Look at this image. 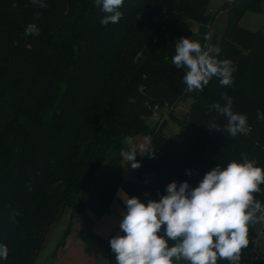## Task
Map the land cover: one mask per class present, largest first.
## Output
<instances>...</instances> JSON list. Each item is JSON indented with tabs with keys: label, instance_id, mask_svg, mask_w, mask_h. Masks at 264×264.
Instances as JSON below:
<instances>
[{
	"label": "trees",
	"instance_id": "16d2710c",
	"mask_svg": "<svg viewBox=\"0 0 264 264\" xmlns=\"http://www.w3.org/2000/svg\"><path fill=\"white\" fill-rule=\"evenodd\" d=\"M43 2L47 7L0 0V90L8 92L0 93V244L8 247L0 264H35L67 208L73 223L77 214L98 219L109 212L120 189L145 204L158 201L171 182L195 188L217 165L243 163L242 154L264 169V119L257 115L264 113V33L240 22L245 13L260 12L262 0L226 5L220 37L211 35L209 0H124L121 19L108 25L101 24L106 14L95 0ZM33 23L39 35L25 36ZM182 37L206 51L217 45L210 54L232 62V84L222 86L213 76L192 95L186 73L172 63ZM221 93L247 116L246 131L235 137L227 118L211 108L225 105ZM190 97L184 116H168L180 129L171 139L161 122L164 109ZM151 117L158 119L153 126ZM213 120L221 130L206 127ZM137 133L149 137L150 150L137 152L140 167L128 181L121 152L129 147L125 137ZM259 187L253 195L264 205V184ZM255 228L249 225L239 264H264V249L250 259ZM91 235L116 264L110 240L117 235Z\"/></svg>",
	"mask_w": 264,
	"mask_h": 264
},
{
	"label": "clouds",
	"instance_id": "9594fccd",
	"mask_svg": "<svg viewBox=\"0 0 264 264\" xmlns=\"http://www.w3.org/2000/svg\"><path fill=\"white\" fill-rule=\"evenodd\" d=\"M95 2L106 14L101 19L102 25L119 22L124 0ZM32 3L47 7L43 0ZM39 31L33 23L25 28L24 34L39 35ZM172 63L186 73L182 79L189 92L203 91L213 76L219 78L222 86L232 84V62L214 58L210 50H204L200 42L188 37L176 42ZM221 96L225 105L215 103L211 108L227 118L226 130L233 137L244 133L247 116L232 110V98L226 93ZM257 115L264 119V113ZM206 127L221 130L214 120ZM124 143L129 147L121 155L131 162L133 169L140 167L137 149L141 154L150 149L132 146L131 136L125 137ZM242 160L243 163L234 160L225 168L217 165L195 188L187 181L179 185L173 181L166 187L167 194L158 201L149 200L145 204L138 197L124 199L126 212L120 223L124 235L110 240L116 264H217L218 258L239 264L241 250L249 245V225L264 223V205L253 195L261 192L264 169L248 160L246 154H242ZM162 226L164 235H158ZM169 240L173 242L171 247ZM7 258L8 247L0 244V259Z\"/></svg>",
	"mask_w": 264,
	"mask_h": 264
},
{
	"label": "rangeland",
	"instance_id": "374dc122",
	"mask_svg": "<svg viewBox=\"0 0 264 264\" xmlns=\"http://www.w3.org/2000/svg\"><path fill=\"white\" fill-rule=\"evenodd\" d=\"M235 0H209L208 4V13L210 16L213 17V23L210 27L211 29V35H213L215 32H217L218 37H220L225 29V26L227 24V10L226 5L231 4ZM261 4V10L260 12H247L244 14V16L241 18L240 22L241 25L245 28H248L250 30L260 31L264 33V0H262ZM191 27L196 30L197 23L190 22ZM211 42V37L208 38V44ZM24 82V80L22 81ZM0 93H8L7 91L0 90ZM192 95H196L198 93V90L190 92ZM193 101V98H187L186 100L179 101L175 108L172 109H164V113H170V115L165 114L164 117L161 118V122L166 123L165 124V133H167L168 137L171 139H177L180 135V129L178 127V124H176V119H171L168 116H172V114L177 116H184L185 112L190 109V105ZM163 113V111H162ZM163 115V114H162ZM167 115V116H166ZM168 118V120H167ZM158 120V119H156ZM154 117H151L148 119V124L150 126H153L155 123H157ZM133 144L132 146L139 147L140 145H143L145 148L148 147L149 144V137L142 133H137L133 137ZM137 152L140 155H143L140 153V150L137 149ZM138 161V160H137ZM134 170L131 167V162H126L125 157L123 156L122 159V176L125 180H131L133 178ZM127 197L131 198V196L123 189H120L117 193L116 199L113 201L111 205V210L107 213H105L102 217L95 219L91 214H77L75 218H77L78 215H82L83 217H86L90 220H88L89 229L93 231L95 235L101 238L109 239L111 237V233H115L116 235H124V233L120 229V223L122 221L123 213L124 211V199ZM71 217V210L70 208H67L63 214V216L53 224L51 229L49 230L46 240L44 242V245L38 253V257L36 259L35 264H50V262L55 257V252L58 247V241L63 239L64 231L67 228V224H69V221ZM75 220V219H74ZM73 220V221H74ZM58 242V243H57ZM104 256L98 261V264H109L107 253L104 250ZM77 264H85V260H80ZM249 264V263H247Z\"/></svg>",
	"mask_w": 264,
	"mask_h": 264
},
{
	"label": "crops",
	"instance_id": "0c3cea01",
	"mask_svg": "<svg viewBox=\"0 0 264 264\" xmlns=\"http://www.w3.org/2000/svg\"><path fill=\"white\" fill-rule=\"evenodd\" d=\"M74 219L73 223L69 221L67 224L63 239L57 242L55 257L50 264H77L82 259L85 264H98L103 258L104 249L99 240L91 235L93 231L88 227L90 219L82 215ZM113 234L115 233L112 232L111 236Z\"/></svg>",
	"mask_w": 264,
	"mask_h": 264
},
{
	"label": "built area",
	"instance_id": "2783aa9c",
	"mask_svg": "<svg viewBox=\"0 0 264 264\" xmlns=\"http://www.w3.org/2000/svg\"><path fill=\"white\" fill-rule=\"evenodd\" d=\"M210 50L212 53L216 52L218 50L217 45L211 47ZM257 215H260V213H258ZM254 226L256 228H255L254 232H251V238H252V241L254 242L255 247H254L253 254L250 257L251 260H257L259 258V256L261 255L262 250L264 249V223L258 222ZM53 264H55V263H53Z\"/></svg>",
	"mask_w": 264,
	"mask_h": 264
}]
</instances>
